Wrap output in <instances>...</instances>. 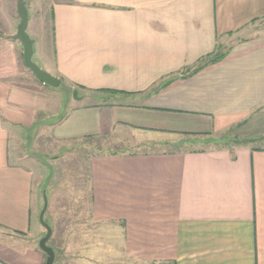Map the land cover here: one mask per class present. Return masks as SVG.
Segmentation results:
<instances>
[{"label":"crops","instance_id":"obj_1","mask_svg":"<svg viewBox=\"0 0 264 264\" xmlns=\"http://www.w3.org/2000/svg\"><path fill=\"white\" fill-rule=\"evenodd\" d=\"M27 7L34 52L61 84L26 66L18 0H0V264L46 262L31 243L46 232V165L29 152L118 132L135 148L91 152L85 195L59 191L68 168L54 172L53 264H264V28L250 27L264 0Z\"/></svg>","mask_w":264,"mask_h":264},{"label":"rangeland","instance_id":"obj_2","mask_svg":"<svg viewBox=\"0 0 264 264\" xmlns=\"http://www.w3.org/2000/svg\"><path fill=\"white\" fill-rule=\"evenodd\" d=\"M41 8L37 10L38 12V17L44 19L45 25L43 29H46L48 33H50L51 28L49 26V21H50V11L49 9L45 8L43 4H40ZM29 16L32 18L34 17L35 13L31 9L29 11ZM33 22H28V27H27V32L31 36V38H35L36 35L33 32ZM251 29H263L264 28V21H256L251 24ZM2 36V35H1ZM34 40V39H33ZM35 45L34 44V51H35ZM33 60L41 67V63L38 60V54L34 52L33 54ZM43 68V67H42ZM44 69V68H43ZM46 70V69H45ZM74 94V93H73ZM136 141V137H130L127 136L126 133L123 132H118L117 135L115 136H110V137H104L99 136V137H92V138H81L80 140H73L70 142V146H68L66 149H62L61 153H43L41 152L40 148H37V151L40 152H29L34 159H36L39 163L46 165L45 170L39 171L42 176V181L43 183L41 184V194L46 192L45 194L47 195L48 198V203H49V208L47 209L45 213V219L48 223L52 224V219L50 217L51 211V204H52V187H54V182L51 180L54 172L58 173L59 175L61 171L60 169L64 167V165L68 168L66 170V174L64 178H67V182L69 180H73L71 183L65 182L63 186L62 182L57 181L55 182V187L62 192H66V194H73L76 193L77 195H80V193L84 194V190L88 187L89 184V177H88V171H87V166L86 164L89 161V157L91 152H100V151H109V152H120V151H127L134 149L135 147L132 145V142ZM54 168H53V165ZM70 182V181H69ZM76 186H79V190H75ZM80 187H82L83 191H80ZM85 188V189H84ZM85 195V194H84ZM67 202V201H65ZM43 208V207H42ZM41 222V221H40ZM68 222L64 226L65 229L66 227L68 228ZM43 225V224H42ZM43 227V226H42ZM44 228V227H43ZM41 238L34 236V238H31V243L32 245L34 244V247L38 251H43L41 247L39 246V241ZM54 239L55 235L51 236L50 239L48 240L49 245H54ZM56 246V245H55ZM33 248V246L31 247ZM40 249V250H39ZM59 253V251H58ZM57 253V254H58ZM57 264V260L55 262Z\"/></svg>","mask_w":264,"mask_h":264},{"label":"water","instance_id":"obj_3","mask_svg":"<svg viewBox=\"0 0 264 264\" xmlns=\"http://www.w3.org/2000/svg\"><path fill=\"white\" fill-rule=\"evenodd\" d=\"M18 13L20 16V23L17 27V32L12 35V38L18 39L21 41L24 50V62L26 66L34 73V75L45 84H48L53 87H58L61 84V79L49 71L40 67L34 60V40L31 38L27 32L28 22H29V12L27 7V0H18ZM74 96L77 97V90H74ZM48 207V198L44 194V205L40 212V221L44 225L46 232L41 237L39 241V246L46 253V262L45 264H53L55 261V250L48 244V240L52 236L53 228L45 220V212Z\"/></svg>","mask_w":264,"mask_h":264},{"label":"trees","instance_id":"obj_4","mask_svg":"<svg viewBox=\"0 0 264 264\" xmlns=\"http://www.w3.org/2000/svg\"><path fill=\"white\" fill-rule=\"evenodd\" d=\"M225 54H226L225 52L217 50L215 53L205 56L199 61L198 65H196L193 70L192 68H188V70L183 74V76H187L191 74L190 72L192 73L196 72L197 70L201 69L202 67H204L205 65L209 63L220 60L221 58L225 56Z\"/></svg>","mask_w":264,"mask_h":264}]
</instances>
